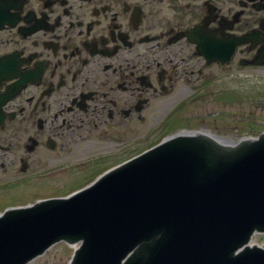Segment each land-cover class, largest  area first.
<instances>
[{
    "label": "flooded vegetation",
    "instance_id": "af4514ba",
    "mask_svg": "<svg viewBox=\"0 0 264 264\" xmlns=\"http://www.w3.org/2000/svg\"><path fill=\"white\" fill-rule=\"evenodd\" d=\"M249 68L264 70V0H0V211L174 133L254 136L196 110Z\"/></svg>",
    "mask_w": 264,
    "mask_h": 264
},
{
    "label": "water",
    "instance_id": "95a60500",
    "mask_svg": "<svg viewBox=\"0 0 264 264\" xmlns=\"http://www.w3.org/2000/svg\"><path fill=\"white\" fill-rule=\"evenodd\" d=\"M217 139L173 137L70 197L6 211L0 264L61 239L83 240L71 264H264L246 246L264 231V135Z\"/></svg>",
    "mask_w": 264,
    "mask_h": 264
},
{
    "label": "rangeland",
    "instance_id": "374dc122",
    "mask_svg": "<svg viewBox=\"0 0 264 264\" xmlns=\"http://www.w3.org/2000/svg\"><path fill=\"white\" fill-rule=\"evenodd\" d=\"M234 70L224 68L219 74L223 75V80L229 79ZM241 76L244 79H230L226 83L221 84V87L216 85L214 90L218 91V98L207 97L200 102L196 110L204 109L207 112V124L214 131L216 125L221 126L225 131H235L237 133L247 129V121L250 118V123L259 131L264 130V70L244 69L240 70ZM230 72V73H229ZM217 110V115H210V111ZM193 112V110H192ZM239 118L238 121L235 120ZM236 127L239 131H237ZM259 131L256 130L257 136ZM258 133V134H257ZM242 135V134H241ZM78 185L61 184L59 190L52 189L37 194L25 193L17 195L9 206L21 204L30 205L40 200L56 197L58 194H67L70 191L78 188ZM255 242L264 244V233H257ZM73 247L66 242H58L51 247V251L33 259L29 264H69L73 254Z\"/></svg>",
    "mask_w": 264,
    "mask_h": 264
},
{
    "label": "bare ground",
    "instance_id": "6f19581e",
    "mask_svg": "<svg viewBox=\"0 0 264 264\" xmlns=\"http://www.w3.org/2000/svg\"><path fill=\"white\" fill-rule=\"evenodd\" d=\"M247 246H249V245H247Z\"/></svg>",
    "mask_w": 264,
    "mask_h": 264
}]
</instances>
